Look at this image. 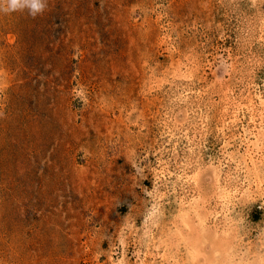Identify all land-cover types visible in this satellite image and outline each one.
<instances>
[{"label": "rangeland", "instance_id": "374dc122", "mask_svg": "<svg viewBox=\"0 0 264 264\" xmlns=\"http://www.w3.org/2000/svg\"><path fill=\"white\" fill-rule=\"evenodd\" d=\"M0 264H264V0L0 11Z\"/></svg>", "mask_w": 264, "mask_h": 264}, {"label": "clouds", "instance_id": "9594fccd", "mask_svg": "<svg viewBox=\"0 0 264 264\" xmlns=\"http://www.w3.org/2000/svg\"><path fill=\"white\" fill-rule=\"evenodd\" d=\"M46 7V0H0V11L5 13L28 10L29 15L35 16Z\"/></svg>", "mask_w": 264, "mask_h": 264}]
</instances>
